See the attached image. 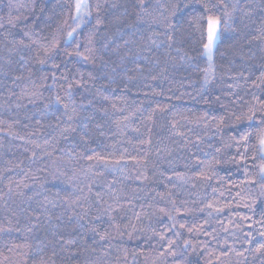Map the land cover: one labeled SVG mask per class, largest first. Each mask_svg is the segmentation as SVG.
I'll list each match as a JSON object with an SVG mask.
<instances>
[{
	"label": "trees",
	"instance_id": "16d2710c",
	"mask_svg": "<svg viewBox=\"0 0 264 264\" xmlns=\"http://www.w3.org/2000/svg\"><path fill=\"white\" fill-rule=\"evenodd\" d=\"M40 2L44 5V12L40 13L38 7L35 16L30 17V20L52 17V20L48 21L51 28L40 23V28L43 29L42 36L47 35L51 38V32L58 26L63 27V21L66 19L69 24L72 23L69 19V6L72 0H40ZM114 2L118 7L109 9L112 14H119L127 4V0H114ZM166 2L167 0H160L161 4ZM225 2L235 3L236 0H225ZM245 2L253 3L255 6L259 0H241V6ZM152 3L155 6L156 0H152ZM22 5L30 8L31 0H0V17L7 20L9 13L13 17L24 14L26 8L21 7ZM236 15L239 18L240 14ZM260 17L261 13L257 8L253 14L257 24ZM94 23L95 19L92 18L81 31L87 34ZM185 27L188 26L185 25ZM188 30L195 32L194 28ZM11 31L18 33V29H11ZM112 32H115L114 27L108 35ZM198 35L195 33L193 38H197ZM225 37L214 56L216 79L203 90H201L202 74L179 59L167 64L166 79L137 80L124 89L122 84L120 87L117 86L123 79L122 75H116V83H112L109 88V82L104 74L110 73V67L103 66L101 56L110 64L116 61L117 57L109 51L100 49L97 43L95 64L91 61H73L74 67L84 73L87 87V91L84 88L74 87L77 103L79 104L81 100L85 103L93 100L97 109L101 107L108 109L107 116L91 108L81 111V116L93 117L83 141L78 133H73L67 140L59 136L60 129L56 127L55 116H60L63 111L60 105H52L49 114L41 115L43 105L48 103L50 96L55 95L56 91H59L61 96L64 95L63 90H48L46 85H51V80H48L46 84L41 80V76L50 70V65L42 67L33 59L29 65L30 76L29 71L22 68L18 61L20 55H25L26 58L34 57L35 50L32 52L14 50L9 53L4 46V41L0 40V105L4 106L0 107V119L5 121V124L0 125L5 129L0 131V191L8 192L6 185L10 179L13 188L11 197L5 196L10 211H6L3 201H0V225L6 227L9 219L13 220V223L19 219L23 224L26 216L25 209L28 212L34 209L39 210L37 201L42 200L43 195L25 202L24 197L17 194L20 191L32 196L34 191L44 192L46 189L47 192L44 194H48L50 198L59 192L60 197L66 198L68 202L80 196L78 204H82L84 209L91 206L89 216L86 217V220H91L96 214V207L93 204L96 199L95 194L101 192L103 199L112 203L109 192V186H111L112 192L120 196V203L123 205L113 213L114 223L118 224L125 234L116 236L115 229L109 227L107 217H104L105 223L101 230L107 229L116 237L111 241L113 247L107 248L104 242L94 244L91 231L79 228L74 219L68 220V217L73 215V211L81 213L84 209L78 205L67 209L64 199H58L57 207L50 206V211L54 216L64 213L62 231L72 235L80 233L84 236V240L80 242L78 250L73 247L69 251L60 253V256L55 258L57 264H174L173 257L160 255L163 251L161 245L163 244L164 248L167 245L153 233V229L160 232L163 226L169 223L167 217L158 211L160 207L170 208L169 200H174L177 207L182 209L177 215V220L185 223L187 227L196 225L198 229L189 233L187 227L177 228L176 230L181 233L179 238L174 237L172 232L167 233L169 238L175 240L174 247L177 252L175 259H180L183 241L190 240L197 251L195 253L189 251L184 253V256L192 264H264V256L254 255L252 252L245 253L246 260L244 257L237 256L235 252L224 254L225 241L227 246L241 250L242 240L234 238L231 233L237 232V235H240L236 229V223L239 222L237 213L242 216L247 211L243 207L245 201L241 199L248 188L246 181L249 178H255L259 182V167L264 164L259 151L260 129L249 126L246 119L248 106L239 101L233 103L234 97L226 95L229 91L227 85L233 83L229 76L240 71H245L247 75L246 70L251 68L253 75L249 82L242 84L236 92L249 104L255 103L252 93L264 98V85L256 88L251 83L259 76L255 65L260 63L262 53L256 42L249 45L247 41H237L230 32L226 33ZM19 38L17 35V39ZM102 38L103 34L98 37V40ZM114 40L115 43L122 42L118 36L114 37ZM25 42L27 43V40ZM253 55L254 59H248ZM9 59L12 61L11 64L8 63ZM67 59L61 53L57 62L67 61ZM198 62L201 67L206 64V60L203 59ZM73 63H70L69 67H73ZM129 67L133 66L129 65ZM158 71L154 69L153 75H156ZM88 73H92V76L97 79L89 78ZM18 75H22L23 79L13 83L12 77ZM31 80L37 81L39 90L43 92V98L37 99L35 104L29 103L26 96L17 100L22 89L32 91ZM145 84L150 87H145ZM97 89H102L110 95V100L105 101L97 97ZM13 93L15 95H12ZM217 97L220 99L217 100ZM17 102L26 107L15 108L14 104ZM113 104L115 108L112 107ZM222 104L225 107H221ZM10 105L11 109L8 110ZM157 105L161 108L158 109ZM204 113L225 117L224 123L219 125L220 132H217L215 121L205 126L199 119ZM125 116L129 117V120L118 126L116 122ZM237 116L242 119H236ZM16 120H19V123H14ZM36 120H40V124H37ZM8 124H12L10 130L7 128ZM96 124H100L101 127L97 128ZM148 129H151L150 133ZM241 130L249 131L252 135L247 142L241 141L237 144L232 137ZM8 131L25 139L13 138L7 134ZM149 137L151 145L140 144L141 140ZM28 140H34L41 147H35L34 144L28 143ZM45 140H48L49 144L45 145ZM91 149L110 159L112 163L105 167L102 161L88 160L87 156L92 155ZM238 150L239 153L245 154L246 158L243 161L240 160ZM45 151L52 154L45 155ZM33 152L36 153L35 157L32 155ZM145 152H147L146 165L143 163ZM121 155L125 159L120 164H116L115 160ZM133 156L142 163L137 164L132 161L130 157ZM253 156L256 157L255 160L252 159ZM197 161L203 163H197ZM17 164H19L18 168L15 167ZM209 165L212 166L211 169ZM121 168L123 172L120 171ZM245 169L249 171V177L244 175ZM161 172L165 175L161 176ZM173 172L182 174L184 180H177L174 176L171 181L167 180L165 177L172 176ZM201 172L211 176L212 179L203 178L199 175ZM141 173H146L149 179L137 180L135 177ZM17 184L21 187L17 188ZM23 184H28L29 187L24 188ZM89 186H91V192L88 190ZM79 189H83V192L78 191ZM213 189L216 191L214 192ZM238 192L240 196L237 195ZM158 193L160 195H157ZM84 197H87V200ZM209 203L213 204L212 209L206 207ZM216 207H223V212L217 213ZM12 212L16 215L13 216ZM209 212L212 214L209 215ZM137 213L139 219H137ZM40 225L41 227L35 230L34 236L43 239L48 235L45 231L47 225L43 216ZM73 228L76 229L75 232ZM205 231L211 235H205ZM129 232L132 233L131 240L127 235ZM150 237L151 240H149ZM13 240L19 243L21 237L17 233H0V253H3L0 255V261H3V264H18L21 260L20 255L15 251H8ZM256 240L259 241V237H256ZM205 244H207L206 249ZM244 247L254 248L255 243L244 245ZM124 249H127V253ZM133 253H135V259H133ZM74 254L77 255V259H69Z\"/></svg>",
	"mask_w": 264,
	"mask_h": 264
},
{
	"label": "snow or ice",
	"instance_id": "6c2138e0",
	"mask_svg": "<svg viewBox=\"0 0 264 264\" xmlns=\"http://www.w3.org/2000/svg\"><path fill=\"white\" fill-rule=\"evenodd\" d=\"M21 7L26 8L24 14L13 17L9 13L7 20L0 17V40L4 41V46L9 53L14 50L21 52L25 50L32 52L35 50L34 57L26 58L25 55H20L18 61L22 68L29 71L30 76L31 69L29 65L33 59L36 64L42 67L50 65V70L41 76V80L45 84L48 80H51L52 84L46 85L48 90H63L64 95L61 96L59 91H56L55 95L50 96L48 103L43 105L41 115L49 114V109L52 105L61 106L63 111L60 116H55V119L56 127L60 129L59 136L65 140L69 139L73 133H78L80 139L82 141L85 140L93 117L91 115L81 116L82 110L91 108L102 112L105 116L108 115V109L104 107L97 109L93 100H88L86 103L81 100L78 104L74 94V87L84 88L85 91H87V87L84 73L74 67L73 61H91L95 64L96 54L98 52L97 43H99L100 49L109 51L117 57V60L112 61L110 64L109 61H104L101 56L103 66L105 68L110 67V73L104 74L106 80L109 82V88L112 83H116V75H122L123 79L117 86L120 87L122 84L124 89H127L130 83L137 80L147 81L150 79L155 81L157 79H166L167 64L170 62L174 63L179 59L182 63L191 66L194 70L202 74L203 84L201 90H203L216 79L214 56L219 51L220 45L224 42L226 38L225 34L230 32L237 41L244 40L249 45L256 42L259 45L262 55L260 57V63L255 65L259 71V76L255 80H252L251 83L256 88L264 85V0H259V3H255V6H253V3L248 2H245L241 6V0H236L235 3H226L225 0H167L164 4H161L160 0H156L155 6H153L152 0H127L126 6L119 14H112L109 11V9H116L118 7L114 0L113 2H109V0H72L69 6V19L72 23L69 24L68 19L64 20L63 27L58 26L51 32V38L47 35L42 36L43 29L40 28V23H44L45 27L51 28V25L48 23V21L52 20L51 16L43 20H30V17L35 16L38 7L40 13L44 12L43 3L40 0H31L30 8L24 5ZM257 8H259L261 13L258 24L253 19V14ZM237 13L240 14L239 18H237ZM92 18L95 19V23L88 33L84 34L81 29ZM237 19H239V23H237ZM185 25L188 27L186 28ZM113 27L115 28V32L108 35ZM190 28H194L195 32H190L188 30ZM11 29H18V33H14ZM195 33L199 35L194 39ZM102 34L103 38L98 40V37ZM17 35H19V39H17ZM117 36L122 41L121 43H115L114 37ZM26 40L27 43L25 42ZM61 53L68 58L67 61L60 60L57 62V58ZM220 55H223V53H220ZM200 59L206 60L204 67L200 66L198 62ZM248 59H254V55L249 56ZM141 61L145 63L141 64ZM8 63L11 64L12 61L9 59ZM70 63H73V67H69ZM162 64L164 65L163 67L161 66ZM129 65L133 67H129ZM154 69L159 70L156 75H153ZM246 71L247 75L245 71H240L235 75L229 76V79L233 83L227 85L229 91L226 95L234 97L233 103L239 101L248 106L246 119L250 127L260 129V135L258 137L259 151L260 158L264 160V98L252 93V98L255 103L249 104L248 101L244 100L236 92V89L241 88L242 84H247L253 75L251 68ZM88 76L91 79H97V77L92 76V73H88ZM12 79L13 83H15L23 79V76H14ZM31 84L32 91L28 92L22 89L21 95L17 97V100L26 96L29 99V103L35 104L37 99L43 98V92L39 90L40 86H38L37 81L31 80ZM144 86L150 87L148 84ZM12 95L15 94L13 93ZM96 96L105 101L110 100V95L102 89L96 90ZM219 99L217 97V100ZM14 106L17 109L26 107V105H21L18 102ZM0 107L4 106L0 105ZM112 107L115 108V104ZM221 107H225V105L222 104ZM157 108L160 109L161 106L157 105ZM10 109L11 105L8 110ZM52 114L54 115V113ZM199 119L204 122L205 126L215 121L217 124V132H220L219 125L224 123L225 117H216L209 113H204ZM236 119L239 120L242 117L237 116ZM128 120L129 117L125 116L116 123L120 126ZM14 123H19V120L14 121ZM36 123L40 124V120H36ZM3 124H5V121L0 119V125ZM96 127L100 128L101 125L96 124ZM173 127H175V124H173ZM7 128L10 130L12 124H8ZM0 131H5V129L0 127ZM148 131L150 133L151 129H148ZM7 134L20 140L25 139V137L19 136L12 131H8ZM237 135L239 137L238 139ZM237 135H234L232 139L239 144L241 141L247 142L252 133L241 130ZM27 142L34 144L37 148L41 147L34 140H28ZM44 143L47 145L49 141L45 140ZM140 144L151 145L150 137L146 140H141ZM90 151L92 155L87 156L88 160L96 159L102 161L105 167L112 163L110 159L102 156L94 149ZM44 154L50 156L52 153L45 151ZM32 155L35 157L36 153L33 152ZM238 155H240L241 161L246 158L245 154L239 153V150ZM255 158V156L252 157L253 160ZM124 159L125 157L121 155L115 160V163L120 164ZM130 159L137 164L142 163L135 156L130 157ZM233 160H235V157H233ZM143 163L145 165L147 163V152H145ZM197 163L203 162L197 161ZM215 163L218 164L219 161H215ZM15 167L18 168L19 164ZM211 167L209 165L210 169ZM120 171L123 172V168ZM160 175L164 176L165 174L161 172ZM199 175L205 179H212L211 176L203 172L199 173ZM244 175L249 177V171L247 169H245ZM173 176L177 180H184V176L176 172H173L172 176H166L165 178L171 181ZM135 178L142 181L149 179L146 173H141ZM246 183L248 184V188L241 199L245 201L243 207L247 211L242 216L237 213L239 222L236 223V229L240 235L238 236L237 232L231 233L234 238L242 240L241 250L227 246V241H225L226 249L224 253L235 252L237 256L244 257L245 260L247 259L245 257L246 252L264 256V164H261L259 167V182L255 178H249ZM11 185L12 181L10 179L8 185H6L8 192L3 193L0 191V201H3V206L6 211H10L7 207L8 201L5 200V196L11 197L13 193ZM20 187L21 185L17 184V188ZM23 187L28 188L29 185L23 184ZM41 188L43 189V185H41ZM88 190L91 192V186H89ZM78 191L82 193L83 189H79ZM213 191L215 192L216 189H213ZM46 192V189L44 192L34 191L32 196L26 195L23 191L17 193L24 197L25 202L32 201L35 197L43 195V199L37 201L39 210L34 209L28 212L25 209L26 216L23 224H21L19 219H16L15 223L9 219L6 227L0 225V233H17L21 237V242L17 243L13 240L12 246L8 248L9 252L15 251L20 255L21 260L18 264H29V262L31 264H57L55 258L59 257L60 253L69 251L73 247L78 250L80 242L84 240V236L80 233L72 235L71 233L66 234L62 231V227H64V213L54 216L50 211V206L51 208L57 207L58 199H64L67 209H71L73 205H78L84 209L82 204H78L81 197L77 196L75 200L68 202L66 198L60 197L59 192L53 194L51 198L48 194H44ZM109 192L111 193L110 198L112 203L105 201L101 192L95 194L96 199L93 201V204L96 207V214L91 220H86V217L89 216L91 206L88 209H84L81 213H75L73 211V215L69 216L68 220L72 221L74 219L79 228L85 231H91L94 244L104 242L107 244V248L110 249L113 247L111 241L116 237L107 229L101 230L105 223L104 217H107L109 227L115 229L116 236H123L125 233L120 230L118 224L114 223L115 216L113 213L123 207L120 203V196L112 192L111 186H109ZM157 195L160 194L158 193ZM237 195L240 196V193L238 192ZM161 198L163 199L162 196ZM84 199L87 200V197H84ZM169 203L171 204L170 208L160 207L158 209L160 213L167 217L169 223L165 224L163 230L160 232H156L153 229L154 235L158 236L159 240L165 242L167 245L166 248H164L163 244L161 245L163 251L160 252V255L173 257L174 264H192L184 256V253H189V251L191 253L197 251L190 240L183 241V250L180 254V259H175L177 257V252L174 247L175 240L169 238L167 233L172 232L174 237L179 238L181 233L176 229H184L187 226L185 223H180L177 220V215L181 213L182 209L177 207L174 200H169ZM141 207L143 208V206ZM206 207L212 209L213 204L209 203ZM215 211L217 213L223 212V207H216ZM211 214L209 212V215ZM12 215L15 216L16 213L12 212ZM42 216L47 225L45 231L48 235L43 239H39L34 236V232L41 227L40 220ZM136 216L139 219L138 213ZM194 229L198 230L196 225L187 227L189 233H192ZM75 231L76 229L73 228V232ZM204 234L211 235L207 231ZM127 235L129 240H131L132 233L129 232ZM256 237H259V241L256 240ZM213 238L215 239V237ZM151 239L150 237L149 240ZM254 243V248L244 247V245H252ZM204 247L206 249L207 244ZM124 251L127 253V249H124ZM0 255H3V253H0ZM69 259H77V255L74 254ZM133 259H135V253H133ZM0 264H3V261H0Z\"/></svg>",
	"mask_w": 264,
	"mask_h": 264
}]
</instances>
